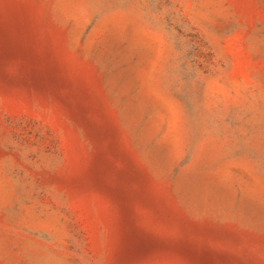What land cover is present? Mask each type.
Here are the masks:
<instances>
[{"label":"rangeland","instance_id":"obj_1","mask_svg":"<svg viewBox=\"0 0 264 264\" xmlns=\"http://www.w3.org/2000/svg\"><path fill=\"white\" fill-rule=\"evenodd\" d=\"M0 264H264V0H0Z\"/></svg>","mask_w":264,"mask_h":264},{"label":"bare ground","instance_id":"obj_2","mask_svg":"<svg viewBox=\"0 0 264 264\" xmlns=\"http://www.w3.org/2000/svg\"><path fill=\"white\" fill-rule=\"evenodd\" d=\"M130 255V254H129Z\"/></svg>","mask_w":264,"mask_h":264}]
</instances>
